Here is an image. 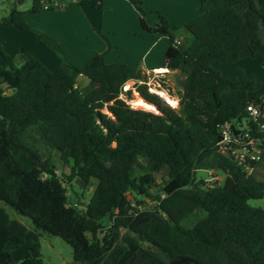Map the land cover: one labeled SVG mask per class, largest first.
Returning <instances> with one entry per match:
<instances>
[{
  "label": "trees",
  "instance_id": "trees-1",
  "mask_svg": "<svg viewBox=\"0 0 264 264\" xmlns=\"http://www.w3.org/2000/svg\"><path fill=\"white\" fill-rule=\"evenodd\" d=\"M42 1L31 0L30 12H43ZM199 13L184 25L187 42L160 14L154 28L141 20L167 42L163 67L181 75L180 112L126 64L94 58L82 75L95 87L83 92L68 65L49 70L22 48H0V202L35 233L63 240L74 264H264V209L251 203L264 197V183L218 152L225 122L246 121L264 149V130L246 111H262L264 95L254 94L253 78L230 80L215 68L264 57V13L256 0H199ZM0 25L55 50L16 7ZM133 90L159 113L119 98ZM53 152L70 166L67 175L56 173ZM211 157L225 173L221 185L195 181ZM75 180L95 182L86 204L68 193ZM23 242L0 225V263L14 264ZM19 264H43L42 255L31 247Z\"/></svg>",
  "mask_w": 264,
  "mask_h": 264
},
{
  "label": "crops",
  "instance_id": "crops-1",
  "mask_svg": "<svg viewBox=\"0 0 264 264\" xmlns=\"http://www.w3.org/2000/svg\"><path fill=\"white\" fill-rule=\"evenodd\" d=\"M59 1L61 6L49 11L32 13L31 7L19 10L23 12L24 20L35 33L54 43L53 52L43 48L44 46L39 45V42L37 43L12 25H0L1 49L5 53H11L15 48H22L49 70L56 69L62 63L68 65L76 80L77 88L83 92L95 87L93 82L82 75V71L98 56H101L105 63L126 64L145 74L159 69L170 72L163 67L168 48L167 42L161 35L143 30L141 25L142 20L145 25L154 28L159 22L149 24L146 19H143L141 5L145 6L150 13L156 14L157 20L158 14L163 16L169 26L170 17H179L185 25L199 16H197L199 0ZM176 3L184 5L180 12ZM164 11L167 14H164ZM251 59L253 58L244 60ZM2 65L3 60L0 61V66ZM259 121H264V109L261 111ZM252 176L264 183V166H261L259 162L255 164ZM0 225H5L9 230L23 237L22 248L27 246L26 248L37 249L34 242L32 244L26 242V236L30 237V241L36 236L30 231L26 222L18 217L7 219L1 207ZM17 252L15 250L12 252L14 264H19L27 250L25 249L23 254Z\"/></svg>",
  "mask_w": 264,
  "mask_h": 264
},
{
  "label": "rangeland",
  "instance_id": "rangeland-1",
  "mask_svg": "<svg viewBox=\"0 0 264 264\" xmlns=\"http://www.w3.org/2000/svg\"><path fill=\"white\" fill-rule=\"evenodd\" d=\"M146 1H150V0H146ZM256 1H257L259 9L264 13V0H256ZM31 5H32L31 0H24L23 3L20 5H17L14 1L0 0V19L3 16H5L8 13V11L10 10V8H12V7H16V8H18V10H26V8H30ZM183 6H184L183 3H176V7H177V9H179L178 10L179 12L182 10ZM141 10L143 12L141 17L143 19H146V21L149 24H153V22H158L156 14L150 13L145 6L141 5ZM164 12H165L164 14H167L166 11H164ZM198 15H199V4H198V10H197V16ZM169 22H170V26H171L175 36L177 38L184 39V41L187 42V39L189 38V34L184 29L182 19H180L179 17H177V18L176 17H170ZM26 24L28 25L27 22H26ZM29 28L31 29L30 26H29ZM38 44L41 45L40 43H38ZM0 48H2L1 44H0ZM43 48H45V47H43ZM6 54H11V53H6ZM57 57L59 58L58 55H57ZM256 57H255L256 59L253 58V59L249 60L250 62L247 60L246 61L242 60V61H239L238 63H234L231 65H218V66H215V68L218 70V72L222 76H224L230 80H237L238 78L243 77V76H245L247 78H253L256 82H258L260 84V87L256 90V92L254 94L257 97H260L261 95H264V57L260 56V55H258ZM0 59H1L0 61L2 62L1 56H0ZM22 63H23V59L16 60L17 66H20ZM180 77H181V75L177 71L172 72L171 70H170V72H168V71L165 72L163 74V76L160 77V84L162 85V87L164 89L167 90L168 95H170L173 98V100L176 101V105H173V106L179 112L181 110L179 107V100H178L179 87L177 85V79H179ZM126 87H127V89L133 88V82L132 81L127 82ZM135 97H140V95L135 90H133L132 95H131V99H128V102L132 103L131 101ZM166 104H168V103H166ZM132 106L135 109L153 112V110H149V109H146L143 107H137L136 108V106H134V105H132ZM40 150H41L42 156L45 158L46 153H45L44 149L42 147H40ZM259 155H260L259 160L257 162H259V164L261 166H264V149H262L259 152ZM51 162L56 167V173L58 175H67L69 173V167L70 166L62 163L59 160L56 152L52 153ZM216 163H217L216 159L214 157H211V158H208L205 161H203V163H201L200 165H198L197 169L195 171V181L204 180L206 185H214V184L221 185L224 181L225 173L216 167ZM165 173H166L165 171L161 172L162 175H165ZM215 175L219 178L218 181L211 180L212 177H214ZM160 182H161V180H160V177L158 176L157 183H160ZM94 186H95L94 181H91L88 184H84L80 180H75V181H73L71 186L67 185V189H68L69 194H75L76 195V193H77L78 195H80L81 203L86 204L88 198L91 195V192H92ZM71 188H72V190H71ZM251 203L255 206H259V207L264 209V199L254 200V201H251ZM0 207H1V210L3 211V214L6 216L7 219H13L14 217H18L19 219H23V221L26 222L30 231H32V233L36 234V236H34L32 241H30V237L26 236L25 237L26 242H27V244H29V242H31V244L34 242L33 244L37 247V249H39V252L42 255L44 264H74L72 261L71 249L63 240H61L60 238L55 237V236H48L46 234L35 233L31 229L30 224H29L30 222L27 218L20 217L12 209L3 205L1 202H0ZM79 208H81V206H79ZM23 241H24V239H23ZM23 244H24V242H23ZM22 245L18 249L15 250V251H18L17 253H19V254L24 252L25 249L27 251L29 249V248H26L27 246L25 248H22Z\"/></svg>",
  "mask_w": 264,
  "mask_h": 264
},
{
  "label": "built area",
  "instance_id": "built-area-1",
  "mask_svg": "<svg viewBox=\"0 0 264 264\" xmlns=\"http://www.w3.org/2000/svg\"><path fill=\"white\" fill-rule=\"evenodd\" d=\"M41 6L44 11H49L60 7L61 2L59 0H43ZM164 73L165 71L161 69L153 70L152 72L145 74L146 81L140 83L147 86L149 93L157 95L164 102L174 108V106L163 97V94H166L172 98L168 95L167 90L160 84V77H162ZM122 89L123 92L128 90L126 84ZM119 98L126 100V103L133 108L132 103H129L128 100L125 99L123 93H120ZM246 111L249 118L257 122L259 130H264V121H259L261 110L257 106L250 104L247 106ZM219 132L221 134V140L219 142L218 152L223 155L232 156L236 165L240 166L247 175H252L255 164L259 160V152L262 148L259 138L257 139L255 135L250 132V128L246 121H242L241 123L225 122L219 126ZM218 179L219 178L215 175L211 180L218 181Z\"/></svg>",
  "mask_w": 264,
  "mask_h": 264
},
{
  "label": "bare ground",
  "instance_id": "bare-ground-1",
  "mask_svg": "<svg viewBox=\"0 0 264 264\" xmlns=\"http://www.w3.org/2000/svg\"><path fill=\"white\" fill-rule=\"evenodd\" d=\"M163 97L166 101H168L171 105H176V101L169 98V96H167L166 94H163ZM132 105L137 107H143L149 110H153L155 111V109L153 108V106L149 103H146L143 99H141L140 97H135L132 101Z\"/></svg>",
  "mask_w": 264,
  "mask_h": 264
},
{
  "label": "water",
  "instance_id": "water-1",
  "mask_svg": "<svg viewBox=\"0 0 264 264\" xmlns=\"http://www.w3.org/2000/svg\"><path fill=\"white\" fill-rule=\"evenodd\" d=\"M24 0H15L14 2L17 4V5H20L23 3ZM4 88L6 87L5 85L3 86ZM153 106V105H152ZM153 108L155 109V111H153L154 113L158 114V110L153 106Z\"/></svg>",
  "mask_w": 264,
  "mask_h": 264
}]
</instances>
